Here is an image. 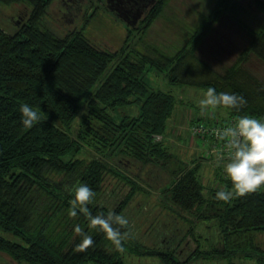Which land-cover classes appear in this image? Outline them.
<instances>
[{"label":"trees","instance_id":"1","mask_svg":"<svg viewBox=\"0 0 264 264\" xmlns=\"http://www.w3.org/2000/svg\"><path fill=\"white\" fill-rule=\"evenodd\" d=\"M52 1L0 0V7L30 8L14 32L0 25V253L18 264H129L126 252L156 257L162 264L205 260L264 264V248L257 243V235L264 232V187L233 195L229 201L217 199L218 190L232 187L218 169L222 188H213L208 196L199 163L175 170L166 192L177 214L216 222L222 248L198 246L182 261L177 248L144 249L132 238L130 225L121 228L122 245H117L98 226L90 227L86 214L68 215L71 188L77 182L94 189L87 205L93 214L107 215L110 210L125 214L137 192L145 190L120 171L116 159L122 156L142 168L168 172L174 155L165 140L178 99L170 90L152 88L146 81L148 69L164 72L173 86L189 85L204 92L214 86L218 92L244 96L246 103L238 108L218 106L226 110V117L264 118V82L246 66L252 57L264 65V24L250 29L243 21L247 10L238 0H215L207 13H199L198 21L181 25L180 39L175 38L173 50L167 51L145 42L171 4L158 0L139 27L127 29L124 44L113 52L94 46L85 28L61 38L44 28ZM255 7L264 16V0ZM228 18L243 27L250 40L220 71L201 56V44L221 19ZM23 103L40 113L30 128L22 123ZM133 104L141 107L140 114L117 123L111 111ZM156 135L164 140L157 141ZM112 173L132 185L113 209L102 201L105 178ZM77 223L93 236L91 244L75 232Z\"/></svg>","mask_w":264,"mask_h":264},{"label":"rangeland","instance_id":"2","mask_svg":"<svg viewBox=\"0 0 264 264\" xmlns=\"http://www.w3.org/2000/svg\"><path fill=\"white\" fill-rule=\"evenodd\" d=\"M214 1L171 0L163 15L150 28L145 42L172 51L171 45L174 39H180L178 34L182 32L181 25L188 26L195 20L198 21L199 13L208 11ZM238 1L247 10L243 16L246 25L250 29L261 27L264 24V16L255 7L256 2L261 0ZM105 3L106 0H53L43 18V26L60 38L72 31L85 28V34L94 46L116 52L124 44L127 29L131 26L111 11ZM29 11L30 8L27 7H0V25L14 32L18 27L17 22L21 21L20 17L26 18ZM143 19L139 21L137 27ZM249 40V33L243 27L229 18L221 19L201 44L200 54L213 68L221 71L236 60ZM246 66L264 82V65L257 58L252 57ZM146 81L156 90L162 92L170 90L177 96L178 105L169 121L165 140L174 156L167 164L168 172L152 167L142 168L139 163L129 161L123 156L116 159L120 161V171L128 176L131 175L145 190V192H137L124 215L130 221L132 238L140 242L144 249L177 248L181 251L183 261L198 249V246L203 250L222 248L223 239L216 222L208 219L199 220L195 214H177L172 210L171 207L174 208V205L166 189L172 183V173L175 170L190 168L198 163L201 180L206 186V194L209 196L213 188H222L216 165L210 162L211 158L208 156L209 146L205 145L203 140L195 139L191 135L189 120H199L202 114L206 113L209 116L211 112L214 113V118L219 120L227 112L218 106L202 111L199 100L203 97L204 91L189 85L173 86L164 72L148 69ZM140 111L141 107L133 104L111 111V115L119 123L126 116H138ZM103 185L102 201L111 209L117 207L132 189V185L113 173L106 176ZM257 243L264 248V232L257 235ZM124 259L129 264H162L156 257H137L130 252L124 254ZM0 264L18 263L6 253H0ZM193 264H224V262L205 260ZM242 264L256 263L244 261Z\"/></svg>","mask_w":264,"mask_h":264},{"label":"clouds","instance_id":"3","mask_svg":"<svg viewBox=\"0 0 264 264\" xmlns=\"http://www.w3.org/2000/svg\"><path fill=\"white\" fill-rule=\"evenodd\" d=\"M243 103H246L244 96L230 91L218 92L214 86L207 87L203 97L199 100L202 111L221 105L238 108ZM20 111L25 127H32L40 119V113L29 103L20 105ZM217 131L225 140V148L229 152L230 158L224 165V171L230 178L232 187L218 190L216 198L229 201L233 195L256 192L264 187V118L251 114L240 115L230 126ZM71 191L73 198L70 204L72 207L68 215L76 217L78 213L86 214L90 227L98 226L110 241L122 245L124 233L121 228L130 225L128 217L111 210L107 215L93 214L87 205L94 198L95 191L87 183L77 182L72 186ZM74 230L82 234L85 243L93 242V236L80 224L77 223Z\"/></svg>","mask_w":264,"mask_h":264},{"label":"built area","instance_id":"4","mask_svg":"<svg viewBox=\"0 0 264 264\" xmlns=\"http://www.w3.org/2000/svg\"><path fill=\"white\" fill-rule=\"evenodd\" d=\"M237 118L224 116L221 119H215L214 113L211 112L208 116L202 114L199 120H189L190 132L195 139L203 140L204 144L209 146L208 156L210 162L215 163V168L219 169L220 174L226 175L224 165L227 163L229 152L225 148V140L220 137L217 130L230 126ZM157 141H163V136H155Z\"/></svg>","mask_w":264,"mask_h":264},{"label":"water","instance_id":"5","mask_svg":"<svg viewBox=\"0 0 264 264\" xmlns=\"http://www.w3.org/2000/svg\"><path fill=\"white\" fill-rule=\"evenodd\" d=\"M158 0H107V7L129 26L136 28Z\"/></svg>","mask_w":264,"mask_h":264},{"label":"flooded vegetation","instance_id":"6","mask_svg":"<svg viewBox=\"0 0 264 264\" xmlns=\"http://www.w3.org/2000/svg\"><path fill=\"white\" fill-rule=\"evenodd\" d=\"M105 4L107 5V0H106V3Z\"/></svg>","mask_w":264,"mask_h":264},{"label":"crops","instance_id":"7","mask_svg":"<svg viewBox=\"0 0 264 264\" xmlns=\"http://www.w3.org/2000/svg\"><path fill=\"white\" fill-rule=\"evenodd\" d=\"M178 134H180V133H178Z\"/></svg>","mask_w":264,"mask_h":264}]
</instances>
